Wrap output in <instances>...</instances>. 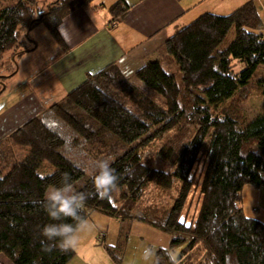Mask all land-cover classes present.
<instances>
[{
    "label": "trees",
    "instance_id": "obj_1",
    "mask_svg": "<svg viewBox=\"0 0 264 264\" xmlns=\"http://www.w3.org/2000/svg\"><path fill=\"white\" fill-rule=\"evenodd\" d=\"M43 1L15 0L0 8V95L21 56L36 46L31 30L43 24L59 41L64 18L93 0L40 6ZM110 11L124 16L127 5L118 2ZM232 31L234 39L223 47ZM165 58L180 69L181 83L160 59L144 64L134 79L111 64L0 139V255L12 264H68L74 258L75 250H46L40 235L53 222L43 195L68 174L87 196L86 218L99 211L121 224L144 222L169 234V247L156 252L158 264H171L167 250L179 246L176 264H264V220L242 206L245 185L264 186V114L249 119L243 107L264 66L258 4L252 0L230 14L206 13L178 26L166 40ZM240 63L246 67L237 70ZM57 127L69 131L70 141ZM76 148L93 165L111 161L119 180L110 198L96 194L92 174L73 155ZM153 149L167 169L148 160ZM175 180L181 186L169 209L150 188L168 190ZM197 195L202 204L188 224Z\"/></svg>",
    "mask_w": 264,
    "mask_h": 264
},
{
    "label": "crops",
    "instance_id": "obj_2",
    "mask_svg": "<svg viewBox=\"0 0 264 264\" xmlns=\"http://www.w3.org/2000/svg\"><path fill=\"white\" fill-rule=\"evenodd\" d=\"M121 1L127 11L116 18L110 7ZM249 1L93 0L64 18L59 41L44 25L35 27V48L21 56L0 95V139L62 103L89 75L115 64L134 79L144 64L165 59L166 40L178 26L206 13L230 14ZM253 1L264 13V0Z\"/></svg>",
    "mask_w": 264,
    "mask_h": 264
},
{
    "label": "rangeland",
    "instance_id": "obj_3",
    "mask_svg": "<svg viewBox=\"0 0 264 264\" xmlns=\"http://www.w3.org/2000/svg\"><path fill=\"white\" fill-rule=\"evenodd\" d=\"M14 1L15 0H0V8ZM47 3L48 1L44 0L43 3L39 5L44 6L43 4ZM261 14L264 21V13ZM33 29L30 32L31 37ZM233 39L234 33L232 31L224 42L223 47L227 46ZM162 64L167 72L176 76L179 83L182 82L181 71L171 59H163ZM245 67V63H240L237 70H242ZM261 79H264V66H260L258 69L257 75L250 87L252 95L243 106L249 119L264 114V82H260ZM246 92L247 91L243 93ZM80 113L81 112H78L77 115ZM80 115L82 116L83 114L81 113ZM57 129L62 134H65V137L70 141V137L68 136L69 131L67 129L68 132L62 127H57ZM167 138L168 137L163 139V141L165 142ZM157 151L156 149L151 150L147 156L148 160H154L156 168L167 169V162L158 156ZM73 155L86 169L88 174L94 172L95 165H93L92 161L87 158L80 149H73ZM180 186L181 183L179 180H175V185L171 189L164 190L152 184L150 190L154 188L152 190L155 201L164 206L168 205L170 209L178 196ZM191 203L192 206L189 207L190 215H187L185 218L188 224H191L197 217L202 204V197L199 195L194 196ZM259 203H261V205ZM242 206L248 215L257 216L264 220V186L256 187L251 184L245 185L243 189ZM184 213L189 212L186 210ZM88 219L93 227L80 235L79 244L74 249L76 255L68 264H116L112 258L111 252L115 253L118 258H120L121 264H143L140 253L145 246H156L158 250L159 248H168L171 241V236L169 234L161 232L144 222H132L127 220L121 224L119 220L110 218L99 211L92 212ZM181 250L182 246L172 250L176 254V258ZM0 264L12 263L1 255Z\"/></svg>",
    "mask_w": 264,
    "mask_h": 264
},
{
    "label": "clouds",
    "instance_id": "obj_4",
    "mask_svg": "<svg viewBox=\"0 0 264 264\" xmlns=\"http://www.w3.org/2000/svg\"><path fill=\"white\" fill-rule=\"evenodd\" d=\"M91 179L96 194L100 198H110L117 188L119 177L109 159H100L95 164ZM86 199L84 192L75 190L68 174H63L59 185H52L45 191L42 205L53 221L43 225L40 230L46 250H74L79 244L80 235L93 227L82 214ZM156 251V246H145L140 253L143 264H158ZM167 256L171 264H176V254L172 250H167Z\"/></svg>",
    "mask_w": 264,
    "mask_h": 264
}]
</instances>
